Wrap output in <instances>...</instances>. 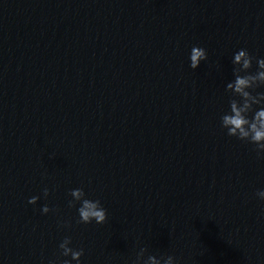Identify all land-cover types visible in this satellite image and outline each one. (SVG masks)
Here are the masks:
<instances>
[{"label": "water", "instance_id": "1", "mask_svg": "<svg viewBox=\"0 0 264 264\" xmlns=\"http://www.w3.org/2000/svg\"><path fill=\"white\" fill-rule=\"evenodd\" d=\"M240 49L264 59V0H0V264H76L65 237L80 264H264V155L220 123Z\"/></svg>", "mask_w": 264, "mask_h": 264}, {"label": "clouds", "instance_id": "2", "mask_svg": "<svg viewBox=\"0 0 264 264\" xmlns=\"http://www.w3.org/2000/svg\"><path fill=\"white\" fill-rule=\"evenodd\" d=\"M190 67L196 69L200 62L207 59L206 51L201 47H192L190 52ZM255 57L251 56L246 49L237 51L232 59L234 80L227 83L225 91L230 93L229 111L220 117L221 127L227 129L229 137L255 145V151L258 156L264 155V93L253 92L258 87L264 86V59H256L257 71L249 73ZM243 73V75H242ZM238 97L239 99H237ZM254 106H259L254 109ZM251 113V117L249 114ZM43 195L48 196V189H43ZM72 197L68 201V207H74L76 202L80 203L77 209V223L88 224L95 221L96 224H103L107 219L106 210L102 207L100 201L85 198V192L82 188H76L69 192ZM261 200H264V190L255 194ZM38 197L33 196L28 200L29 204H35ZM50 209L44 205L42 213H48ZM64 227H70L65 223ZM71 238L65 237L59 244L60 255L71 257V260L80 264V257L84 254L83 249H73L69 247ZM146 248L141 247L136 253L132 264H177L176 258L172 255H162L159 258L154 255L145 257ZM49 264H55L50 261ZM61 264H70L68 260H63Z\"/></svg>", "mask_w": 264, "mask_h": 264}]
</instances>
